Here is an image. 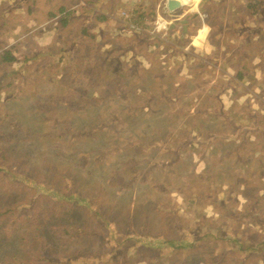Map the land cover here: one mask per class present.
<instances>
[{"label":"rangeland","instance_id":"obj_1","mask_svg":"<svg viewBox=\"0 0 264 264\" xmlns=\"http://www.w3.org/2000/svg\"><path fill=\"white\" fill-rule=\"evenodd\" d=\"M32 1L35 0H0V50H11L16 45V50L22 54V57L15 56L16 65L0 64L6 68L4 71L0 69V81L1 77L9 75L11 69L15 70L13 74L16 78L11 91H0V170L4 173L0 175V192L10 194L22 188L23 194L34 195L29 189L35 187L37 194L51 195L54 202L63 201L59 211L54 215L49 213L45 223L43 219V232H48L50 242L56 238L54 243L61 250V254L56 253L50 247V264H104L108 259L115 262L117 256L111 257V253L116 247L125 249L120 264H133L131 250L128 249L130 245L136 246L135 252H132L135 256L149 254V257H153L154 253L162 260L173 259L174 264L179 257H188L192 252L190 246L188 250L185 249L189 245L185 242L190 238L175 235L178 222L189 228L198 227V223H207L209 216L204 218V215L210 213L217 216L212 224H203L195 235L198 243L204 246L211 244L218 236L231 240L238 231L236 227L248 225L244 216L234 217L236 212L233 209L243 212L241 205L248 203L246 194L236 202L229 199L227 209L232 216L227 214L221 219L217 214V209L227 204L218 198L214 189L222 168L230 174L226 191L240 193L248 188L246 176L239 175L236 180L233 177L246 167H237V164L225 159L246 162L256 158L255 154L243 149L225 152L228 149L225 141H231L224 132L226 120L214 111L204 112L195 107L192 102L198 96L194 95V90L182 87L183 92L186 90L188 94L176 100L158 92V98L149 103L150 98H154L150 89L154 79L152 75L137 78L135 68L123 82L112 75V71L114 74L120 73L121 66L130 68L134 64L136 52L141 51L138 49L135 52V49L144 41L150 42L149 48L152 49V36L145 32L144 26L140 24L138 29L131 30L128 25L115 20L112 27L123 34L122 39L111 33L105 40L106 44H102L98 22H94L93 34H88V37L84 34V26L80 30L70 27L67 31L44 27V34L38 33L35 41L25 40L14 44L10 25L21 18L20 14L30 16ZM79 10L72 8L70 12L75 14ZM75 31H79V34H75ZM59 36L63 37L65 46L72 39H78L81 46L84 40L90 39L88 49L97 45L102 51L97 50V54L90 59L83 56L69 59L65 47L61 48L56 41ZM111 40L117 44L116 49L109 44ZM118 43L122 47L118 48ZM28 45L34 47L29 49ZM41 48L47 50L41 52ZM116 50H122L124 54L117 56ZM26 56L35 60L26 61ZM91 58L96 59L94 65H91ZM102 58L109 61L112 67L100 66ZM69 60L75 69L72 64H67ZM39 66L53 73H49V77H38L36 67ZM160 81L162 84L176 82ZM57 82L61 84L57 85ZM140 89H143V93H140ZM141 94L144 95L143 102H140ZM203 98L201 96L199 100ZM237 100L240 101V98ZM225 113L227 117L234 114L227 106ZM220 134H224L223 138ZM246 139L242 138L241 142ZM70 142L104 155L97 158L103 161L98 169L90 173L94 179H103L114 167L119 169L112 174L117 181L111 192L113 196L108 197H111L108 208L93 214L94 217L90 219L81 216L78 208L84 205L90 208L95 199L89 196L92 192L81 182L84 167L79 170L81 160L75 162L67 155V150L61 159L54 155L55 163L44 168L47 159L43 152L50 153L55 147L62 146L65 151ZM232 142L235 143V140ZM119 150L121 153L114 152ZM222 153L224 155L221 156ZM258 157L264 163V154ZM30 162H39L36 169L29 167ZM126 166L147 175L144 183L149 185L144 186L146 190L143 193L137 179L126 176ZM191 166L200 168L198 172H193L192 177ZM72 170L75 173L72 174ZM259 171L264 172V167H259ZM55 172L66 176L61 181L56 179ZM157 173L163 175L155 176ZM179 178L188 184V188L194 187L193 191L187 193L178 189L176 181ZM257 180L263 182L264 177ZM166 182L169 185H163ZM257 186L259 184L255 182L252 188ZM259 189L253 195L258 194ZM143 194V204L138 207L137 201L141 202ZM168 196L174 199H167ZM160 198L165 199L158 200ZM146 200L156 201L153 204L157 207L154 216L151 209L145 207ZM69 211H72L71 215L68 213L69 216L62 220L60 216ZM225 225L231 226L232 230ZM201 233L205 236L201 237ZM175 243L184 247L176 251ZM224 247L219 244L217 247L210 246L206 249L208 253H205L217 257L225 250ZM94 258H98L99 262H93Z\"/></svg>","mask_w":264,"mask_h":264},{"label":"crops","instance_id":"obj_2","mask_svg":"<svg viewBox=\"0 0 264 264\" xmlns=\"http://www.w3.org/2000/svg\"><path fill=\"white\" fill-rule=\"evenodd\" d=\"M183 1L184 5L181 8L168 15L164 14L167 0H35L32 1L30 16L20 14L21 18L14 20L10 25L12 41L14 44L25 40L35 41L38 33L44 34V27H57L59 30L67 31L70 30V27H77L80 30L84 26L86 28L84 34L88 37V34H93L94 22H98L97 27L100 38L103 39L102 44H106L105 40L111 33L120 39L123 36L117 28L112 27L113 21L120 20L131 30L138 29V25L142 24L145 32L152 36L150 40L153 42L152 49L149 48L151 43L147 40L140 47H136L135 52L138 49L141 51L136 52L132 62L134 64L130 65V68L127 65L121 66V72L118 74H114L112 71L115 79L123 82L130 74L132 75V69H136L137 78L142 77L143 79L146 74L152 75L154 79L150 89L153 91L154 98H150L149 103L158 98V92L164 93L171 100H176L188 94L186 90H194V95L198 96L192 102L195 107L198 106V109L204 112L206 110L214 111L226 120L223 126L224 132L228 134L231 141H225L228 144V149L225 152L231 150L238 152L243 149L256 156L254 160L246 162L222 159L230 163L234 162L237 167L243 165L247 168L242 172L237 171V175L233 176L235 180L239 175L246 176L248 186L246 192L230 193L225 190L229 185L230 174L223 168L218 175V182L214 185L218 198L227 202L226 206L223 205L217 209V214L221 219L227 214L232 216L227 209L230 198L236 202L243 195H247L245 198L248 203L241 205L243 212H238L234 207L233 209L236 212L234 217L244 216L248 225L243 224L236 227L238 231L234 236L232 235L231 240L220 239L218 236L211 244L204 246L203 243H198L195 235L203 224H212L217 216L210 213L204 215V218L208 215L209 219L207 223H198V227L189 228L178 222L175 235L179 238H190L185 242L189 244L185 246V249L188 250L190 246L192 252L188 257H179L174 264H264V189L262 190L264 180L263 182L257 180L258 177H264L262 176L264 172L259 171V167H264L263 160L260 157L257 158L260 154H264V0ZM83 4L84 6L80 7ZM72 8L80 10L78 13L72 14L70 12ZM117 11L119 12L118 17ZM74 33L79 34V31ZM56 41L59 42L58 45L61 48L65 47V51L68 53L67 57L70 56L69 59L72 58V60L78 56L90 59L89 57L102 51L97 45L88 49L91 43L90 39L84 40L82 46L78 39L70 40L66 46L62 36L56 38ZM109 44L116 49L117 44L113 40ZM33 47L28 45L29 49ZM120 47H122L121 43H118V48ZM46 50V48L40 49L41 52ZM4 51L7 49L0 50V53L2 54ZM115 53L117 56L124 54L122 50H116ZM17 55L22 57L15 45L14 60L10 65H16L15 56ZM60 57L63 56L60 55ZM43 58V56L40 57L42 60ZM24 60L31 61L33 58L27 59L26 56ZM95 63L96 59L91 58V65ZM67 64H72L75 69L71 60ZM165 65L167 67L163 68ZM100 66L110 68L112 64L102 58ZM0 69L4 71L6 68L0 66ZM36 70L38 77L50 76L48 68L39 66L36 67ZM14 71L11 69L9 75L6 74V80L1 77V92L2 90L9 92L15 87ZM157 76L159 78H156ZM64 80H66L65 77ZM160 80H175L178 83L162 84ZM60 84L58 83V85ZM182 87L186 89L185 92ZM140 93H143V89H140ZM201 96L204 98L199 100ZM238 98L240 101L237 100ZM143 99L144 95L141 94L140 102H143ZM190 99L192 101L191 97ZM236 104H238L237 108H235ZM226 106L234 112L233 115L227 117ZM220 136L223 138L224 134H220ZM242 138L247 139L241 142ZM234 140L235 143L232 142ZM222 155L224 154L222 153ZM230 165L226 164V166ZM192 173L193 171L190 172V177H192ZM103 179L105 182L117 181L112 175ZM255 182L259 186L252 188ZM197 183L199 184L200 180ZM166 184L168 182L163 183V185ZM176 184L178 189L187 193L194 189V187L188 188V184L183 183L181 178L177 179ZM258 188H260L259 193L253 195ZM38 219L40 222L38 228L42 231L48 216L42 214ZM225 227L232 230L231 226L225 225ZM5 230L11 236H17L20 233L9 228H5ZM44 233V243L54 252H60V248L54 243L56 238L50 242L48 232L44 231ZM22 235L25 239L18 237L9 239L3 236L10 241L11 253L14 249H23L22 245L27 247V243H30L31 234L23 231ZM204 236L205 234L201 233V237ZM218 244L223 247L225 244V253L223 251L217 257L211 256V253L208 255L205 253L208 247H217ZM182 247H184L183 244H174L176 251ZM135 248V245L128 246V249L131 250L130 257L133 264H173V259L162 260L154 253L153 257H149V254L135 256L132 254L135 252ZM124 250L123 247H116L111 253V257L117 256V258L115 262L110 260L108 264H120L124 259ZM54 255L57 256V254ZM93 262H99V259L94 258Z\"/></svg>","mask_w":264,"mask_h":264},{"label":"trees","instance_id":"obj_3","mask_svg":"<svg viewBox=\"0 0 264 264\" xmlns=\"http://www.w3.org/2000/svg\"><path fill=\"white\" fill-rule=\"evenodd\" d=\"M13 50L14 47H12L11 50L2 52L0 64L10 65L12 63V61L14 60ZM33 60L35 59L33 58ZM49 73L52 74L53 71L49 69ZM51 77L53 78L54 76ZM63 147L64 146L55 147L50 153L43 152V154H45V158L47 159L45 163L46 166L44 168L49 167L51 164L55 163L56 159L54 155L58 156V158L61 159L64 157V153L67 150H69L67 155L75 162L78 159L81 160V163L79 165V170H81V168L84 166L81 171V173L83 174L81 177V182H84V185H87V188H89V190L92 192L89 196H92L95 199L92 200L91 204L93 206L91 205L90 208L85 205L79 206L78 207L80 208L79 213L83 217L89 219L93 218L94 217L93 214H97L98 211L103 212L105 207L108 208L107 205L111 199V197L110 198L108 197L113 196L111 192L114 189L116 182H105L104 179H101V177L94 179L91 176L90 173L96 171L99 165L103 162L102 160L97 159L102 156L104 157V155H102L99 151H91V150L89 151L88 148L82 145H77L76 142L75 143L70 142L67 145V149L65 151L62 150ZM134 150L135 149H132V151ZM114 152L121 153V150ZM97 161H99V163H96ZM39 162L37 163L30 162L29 167L33 170L36 169ZM191 168L193 169V172L196 171L198 172L200 170L199 167L194 168L193 166H191ZM113 171H119V169L116 167L112 168L109 175L117 173ZM71 172L72 174L75 173L73 170ZM124 172L126 173V176H129L130 179L132 178L137 179V185L139 187H142L141 188L142 193L146 190L144 186L149 185L144 183V180L145 178H147V175L140 174V172H137V170L134 172L128 166H126V171ZM3 174L4 173L2 172V170H0V175ZM62 174L63 173L55 172L56 179L62 181L63 177L66 176V175L62 176ZM85 175H86V179L84 178ZM160 175L163 174L162 173L155 174V176H160ZM192 176H194L193 173ZM110 188H112L111 191ZM22 190H23L22 188H19L17 191L11 192L10 194H5L0 192V196H1L0 198V208H1L0 209V264H50L49 262L50 251H48L50 247L44 243L45 233L43 232V229L41 231L38 228V224H39L38 218H40L42 214L43 215L47 214V216H49L50 213L54 215L57 211H59V209L62 207V204L64 203L63 201L60 200H56L57 202H54L53 201L54 198L51 195L42 194L40 192L37 194L36 192H38V190L35 187L29 189L32 193H34V195L23 194ZM166 198L174 199L173 196H168ZM163 199L165 198H160L158 200H163ZM143 200H144V194L140 199L141 202L139 203V201H137L138 207H140L143 204ZM155 202L156 201L149 202L148 200H146L144 204L145 207L151 209V213L153 216L156 214V210H157V207L155 208V206L153 205ZM71 205H73V203ZM72 211L65 212V214H62L60 216V218L63 220L64 217H68L69 215H71ZM5 228H9L14 232H20V233H18L17 236H11L6 232ZM23 231H26L27 233L31 234L32 238L30 239L31 240L30 243H27V247L22 245L23 249H14L12 251L13 253H11L9 246V242H10L9 239L11 237L13 238L18 237L20 239H25L22 235ZM3 236L9 239L4 238ZM109 261L110 260L108 259L107 262H105V264H108Z\"/></svg>","mask_w":264,"mask_h":264},{"label":"water","instance_id":"obj_4","mask_svg":"<svg viewBox=\"0 0 264 264\" xmlns=\"http://www.w3.org/2000/svg\"><path fill=\"white\" fill-rule=\"evenodd\" d=\"M183 5H184L183 0H167L166 6L164 8V14H168V15L173 14Z\"/></svg>","mask_w":264,"mask_h":264}]
</instances>
